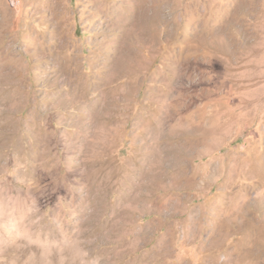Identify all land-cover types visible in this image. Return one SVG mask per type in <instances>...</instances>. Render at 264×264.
I'll use <instances>...</instances> for the list:
<instances>
[{
	"label": "rangeland",
	"instance_id": "rangeland-1",
	"mask_svg": "<svg viewBox=\"0 0 264 264\" xmlns=\"http://www.w3.org/2000/svg\"><path fill=\"white\" fill-rule=\"evenodd\" d=\"M0 264H264V0H0Z\"/></svg>",
	"mask_w": 264,
	"mask_h": 264
}]
</instances>
